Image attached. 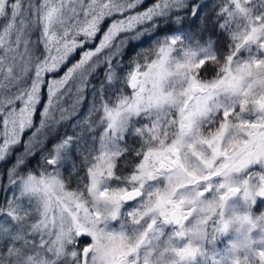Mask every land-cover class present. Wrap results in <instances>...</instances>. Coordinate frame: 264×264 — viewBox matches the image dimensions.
Returning a JSON list of instances; mask_svg holds the SVG:
<instances>
[{
	"label": "snow or ice",
	"instance_id": "snow-or-ice-1",
	"mask_svg": "<svg viewBox=\"0 0 264 264\" xmlns=\"http://www.w3.org/2000/svg\"><path fill=\"white\" fill-rule=\"evenodd\" d=\"M0 264H264V0H0Z\"/></svg>",
	"mask_w": 264,
	"mask_h": 264
},
{
	"label": "trees",
	"instance_id": "trees-1",
	"mask_svg": "<svg viewBox=\"0 0 264 264\" xmlns=\"http://www.w3.org/2000/svg\"><path fill=\"white\" fill-rule=\"evenodd\" d=\"M202 3H208V4H211L214 2V0H201ZM205 13H207L208 15H211L212 13V9L209 7L208 9H205ZM91 100V97L89 96L83 103V105L79 108V113L80 115H83L85 112H87V109H88V105H89V102ZM69 123H71V121H69ZM69 131H71V129L69 128ZM69 187H75V184L74 183H71L69 185Z\"/></svg>",
	"mask_w": 264,
	"mask_h": 264
}]
</instances>
